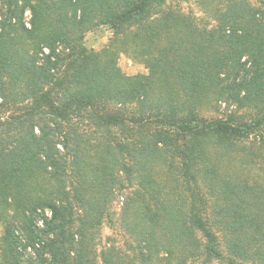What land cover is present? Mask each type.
<instances>
[{"label": "trees", "instance_id": "trees-1", "mask_svg": "<svg viewBox=\"0 0 264 264\" xmlns=\"http://www.w3.org/2000/svg\"><path fill=\"white\" fill-rule=\"evenodd\" d=\"M197 1L0 0V264H264V0Z\"/></svg>", "mask_w": 264, "mask_h": 264}, {"label": "rangeland", "instance_id": "rangeland-1", "mask_svg": "<svg viewBox=\"0 0 264 264\" xmlns=\"http://www.w3.org/2000/svg\"><path fill=\"white\" fill-rule=\"evenodd\" d=\"M249 1L256 6L260 5L261 3L260 0H249ZM170 3H172L174 7L180 8L183 12L192 14L199 21H204L207 19V14L205 13L204 9L200 6L197 0H171ZM112 36H113V30L109 26L101 25L93 30H90L86 34L85 44L89 48L95 50H101L109 43ZM119 63L122 69L127 74L130 75L149 72L144 63L131 58L128 54L125 53L121 54ZM15 110L16 108H14V106L6 107L4 109L0 107L1 115L9 114V112H13ZM234 111H236V113L239 116L245 119H248L252 116L250 110L239 109L236 105H228L226 103H216L213 106L204 107V109L202 110V114L205 115L206 117L219 116L226 118L231 112ZM125 196L126 195L120 193L119 195H117L115 201L112 204L111 210L114 214V218L116 222L111 223L108 219H106L101 226V235L97 245L98 254H100L103 249L109 247L110 244L114 242L112 238L117 240L116 244L121 246L124 245V241L126 239L123 236L122 229L118 224L119 222L118 217L119 214L121 213ZM2 232H3V226L0 224V239ZM98 264H101L100 257L98 258ZM213 264H226V263L221 261H215Z\"/></svg>", "mask_w": 264, "mask_h": 264}, {"label": "built area", "instance_id": "built-area-1", "mask_svg": "<svg viewBox=\"0 0 264 264\" xmlns=\"http://www.w3.org/2000/svg\"><path fill=\"white\" fill-rule=\"evenodd\" d=\"M48 215H51V212L50 211H47Z\"/></svg>", "mask_w": 264, "mask_h": 264}]
</instances>
